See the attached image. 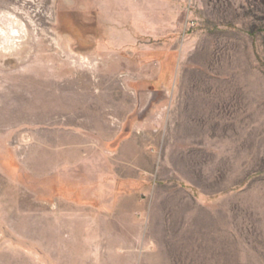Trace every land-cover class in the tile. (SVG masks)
I'll return each mask as SVG.
<instances>
[{
  "label": "rangeland",
  "instance_id": "rangeland-1",
  "mask_svg": "<svg viewBox=\"0 0 264 264\" xmlns=\"http://www.w3.org/2000/svg\"><path fill=\"white\" fill-rule=\"evenodd\" d=\"M0 264H264V0H0Z\"/></svg>",
  "mask_w": 264,
  "mask_h": 264
}]
</instances>
